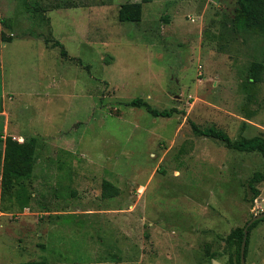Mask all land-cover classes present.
Instances as JSON below:
<instances>
[{"label": "rangeland", "instance_id": "rangeland-1", "mask_svg": "<svg viewBox=\"0 0 264 264\" xmlns=\"http://www.w3.org/2000/svg\"><path fill=\"white\" fill-rule=\"evenodd\" d=\"M127 1L0 0V149L40 138L30 206L0 179V264H237L264 212V157L191 125L264 137V80L248 82L264 35L235 29L237 0H152L122 22ZM245 264H264V220Z\"/></svg>", "mask_w": 264, "mask_h": 264}, {"label": "trees", "instance_id": "trees-1", "mask_svg": "<svg viewBox=\"0 0 264 264\" xmlns=\"http://www.w3.org/2000/svg\"><path fill=\"white\" fill-rule=\"evenodd\" d=\"M152 0H142L139 2L127 1L122 4L119 10V19L122 22H139L143 15V4ZM40 8V5H36ZM60 5H55L51 9L59 8ZM70 7V6H67ZM234 27L240 31H254L264 35V0H237V8L234 16ZM65 53V50L62 51ZM264 80V62L254 61L249 68L250 84H258ZM130 104L135 107H147V110L155 117L163 116L170 117L177 110L164 109L158 110L151 107L141 98L133 99ZM194 133L198 136H207L218 139L225 143L229 148L236 149L241 152H259L264 157V137L254 136L251 138L242 137L238 140H233L224 130L214 126L202 127L195 122L191 123ZM20 141L8 135L2 141L4 142L3 149H0V179L2 186V195L10 198H15L21 210L30 206L32 192L26 180L32 177L38 162L37 152L39 149L40 138L31 136L22 138ZM264 181V170L257 171L251 181L250 186L254 191V196L259 195L257 184ZM120 192L110 180L104 179L102 182V196L111 198L118 195ZM260 220H256L248 229L247 246L249 243V234ZM245 228V227H244ZM244 228L236 232L235 238L238 240V260L237 264H241V246L244 237ZM246 246V254H247ZM19 264H49L46 259H35Z\"/></svg>", "mask_w": 264, "mask_h": 264}, {"label": "water", "instance_id": "water-1", "mask_svg": "<svg viewBox=\"0 0 264 264\" xmlns=\"http://www.w3.org/2000/svg\"><path fill=\"white\" fill-rule=\"evenodd\" d=\"M264 217V212L255 215L245 226L244 228V237H243V241H242V246H241V264H245L246 263V246H247V239H248V229L249 227L256 221L259 219H262ZM214 264H221L218 261H214Z\"/></svg>", "mask_w": 264, "mask_h": 264}, {"label": "crops", "instance_id": "crops-1", "mask_svg": "<svg viewBox=\"0 0 264 264\" xmlns=\"http://www.w3.org/2000/svg\"><path fill=\"white\" fill-rule=\"evenodd\" d=\"M6 125V124H5Z\"/></svg>", "mask_w": 264, "mask_h": 264}]
</instances>
